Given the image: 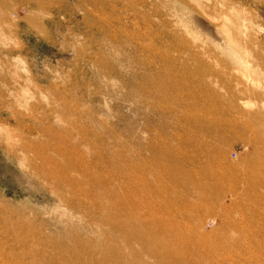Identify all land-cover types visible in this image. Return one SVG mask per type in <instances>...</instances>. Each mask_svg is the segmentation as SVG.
<instances>
[{
    "label": "rangeland",
    "instance_id": "374dc122",
    "mask_svg": "<svg viewBox=\"0 0 264 264\" xmlns=\"http://www.w3.org/2000/svg\"><path fill=\"white\" fill-rule=\"evenodd\" d=\"M119 199L205 234L203 263L264 264V0H0L1 238L155 264L109 228Z\"/></svg>",
    "mask_w": 264,
    "mask_h": 264
},
{
    "label": "bare ground",
    "instance_id": "6f19581e",
    "mask_svg": "<svg viewBox=\"0 0 264 264\" xmlns=\"http://www.w3.org/2000/svg\"><path fill=\"white\" fill-rule=\"evenodd\" d=\"M193 172L195 173V171ZM189 173L190 172H188L189 177L187 176L188 179L194 181V176ZM209 186L210 187L203 185L202 182H193L192 187L189 186L185 191L187 194L194 195V197L196 196L200 200H211L210 198H218L225 194L224 192L226 190L222 185L221 187L217 185L218 189L217 186ZM233 191L234 190L231 192ZM134 203L138 205L139 208H136L135 204L130 205L122 200L118 201L116 207H113V210L110 208V214L106 222H108L111 231L117 232V236H123L124 240H127V242L136 241L140 246L142 244L147 255L144 254L154 258L156 260L155 264H218L214 261L203 263L198 255V252H202L208 257L207 254L210 253V250L204 245H197L199 242L198 239L202 241L207 239L205 234L198 232H192L191 235L189 233L187 234L188 231L185 227L177 225V222L172 220L169 215H159L158 213H154L153 209L149 211L148 205V208L145 206L146 202L144 206H142L143 204L141 203V205L138 204V201ZM140 207L143 209V212L146 213H143ZM168 208L166 209L168 210ZM124 221L126 222L125 226ZM6 230L9 233L11 232L9 226L6 227ZM7 232L0 226V264H21L17 261L16 257L12 256V248L8 246V242L6 241L5 243L1 238V234L8 235ZM34 232L36 231L34 230ZM34 235L32 234L31 237H35ZM69 238H67L69 239V243L70 240L74 243H70V246H68L69 244L65 243L67 240L64 241L65 244H62V240L60 242L61 244L58 243V241L55 242L58 244L57 246L54 244L55 252L51 255L50 253H46L48 252V249H45L46 247L37 248L38 242L36 243V240H33L34 244L31 245L29 252L26 254L22 253L23 255H27L26 257L28 259H32L31 263L25 264H128L127 261L130 256L139 255V252L136 254L135 249L132 247L130 250L131 254H129L130 252H127L124 248L123 240H120L122 238H109V242L105 239L101 241L100 238L97 240L93 238L94 247L90 246V250L89 245L91 241L89 239H85L84 242H82L78 237V239H74V237ZM59 244L60 246H58ZM93 251L99 254L96 260L93 259Z\"/></svg>",
    "mask_w": 264,
    "mask_h": 264
}]
</instances>
